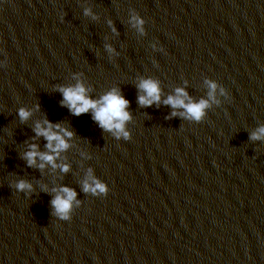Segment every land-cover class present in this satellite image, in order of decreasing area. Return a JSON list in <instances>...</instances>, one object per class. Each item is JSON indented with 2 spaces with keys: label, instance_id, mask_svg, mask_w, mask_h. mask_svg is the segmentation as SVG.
<instances>
[{
  "label": "water",
  "instance_id": "1",
  "mask_svg": "<svg viewBox=\"0 0 264 264\" xmlns=\"http://www.w3.org/2000/svg\"><path fill=\"white\" fill-rule=\"evenodd\" d=\"M148 78L161 101L141 106ZM80 82L130 102L129 139L62 106ZM177 88L209 101L202 120L163 102ZM45 120L74 135L57 167L29 166L33 144L50 153ZM262 126L264 0H0V264H264ZM90 175L106 196L84 191Z\"/></svg>",
  "mask_w": 264,
  "mask_h": 264
},
{
  "label": "clouds",
  "instance_id": "2",
  "mask_svg": "<svg viewBox=\"0 0 264 264\" xmlns=\"http://www.w3.org/2000/svg\"><path fill=\"white\" fill-rule=\"evenodd\" d=\"M133 19L138 25H143L144 23L142 19L136 17ZM141 31H143L142 28ZM109 50L111 51V49ZM207 84L210 89L209 96L214 100L218 85L211 80L207 81ZM138 88L142 93L138 97V102L141 106H151L154 103H160L161 89L158 81L151 78L142 79L138 84ZM58 91L63 94V100L61 101L62 106L68 107L73 115L79 116L91 112L93 120L97 122L103 130L113 133L117 138H130V133L126 130V124L131 119V113L127 110L130 102L118 89H112L99 99H92L87 94L88 90L82 82L73 86L59 87ZM221 92H224V89H221ZM163 102L170 105L173 109H183L184 111L180 113V115L195 121L202 120L205 116L206 109L209 107L208 100L201 99L198 103L192 102L188 93L183 88H177L176 94L168 96ZM30 115L31 113L28 110L24 108L19 109L21 120L26 121ZM172 115L175 116L177 113L174 111ZM35 132L37 136L46 138L48 141L47 148L50 150L51 154L39 152L37 150L38 146L33 144L31 146L32 150L25 153V159L29 166L35 165L37 158H39L41 161L45 162L39 165L40 168H44L46 163L51 164L53 167H57L56 157L59 156L61 151L69 148V144L65 137L71 138L74 133L60 124L53 125L47 120H45L43 124L38 123L35 127ZM251 139H264V126L252 133ZM62 170L67 172L69 166L63 165ZM16 187L18 190L23 191L25 189H31L32 185L20 181ZM83 189L85 192L103 194L105 196L109 192L108 185L91 175L88 180H85ZM76 196L77 193L75 190L68 187L61 188L59 193L51 201L54 209L53 214L63 220L70 219L73 201H75Z\"/></svg>",
  "mask_w": 264,
  "mask_h": 264
}]
</instances>
